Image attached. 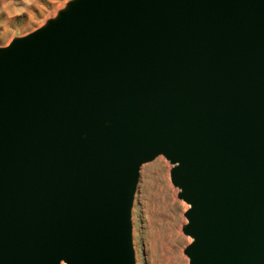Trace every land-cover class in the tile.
I'll return each instance as SVG.
<instances>
[{
	"label": "water",
	"instance_id": "1",
	"mask_svg": "<svg viewBox=\"0 0 264 264\" xmlns=\"http://www.w3.org/2000/svg\"><path fill=\"white\" fill-rule=\"evenodd\" d=\"M159 156L189 264H264V0H73L0 48V264H135Z\"/></svg>",
	"mask_w": 264,
	"mask_h": 264
},
{
	"label": "rangeland",
	"instance_id": "2",
	"mask_svg": "<svg viewBox=\"0 0 264 264\" xmlns=\"http://www.w3.org/2000/svg\"><path fill=\"white\" fill-rule=\"evenodd\" d=\"M73 0H0V48L43 27ZM173 169L163 156L139 171L132 213L135 264H189L184 250L192 239L183 234L189 206L170 180Z\"/></svg>",
	"mask_w": 264,
	"mask_h": 264
}]
</instances>
